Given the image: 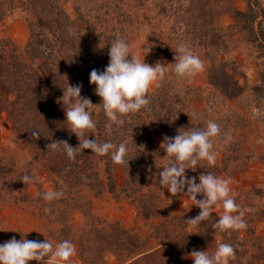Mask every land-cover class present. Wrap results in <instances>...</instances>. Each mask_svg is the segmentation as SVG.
I'll list each match as a JSON object with an SVG mask.
<instances>
[{
	"label": "trees",
	"instance_id": "obj_1",
	"mask_svg": "<svg viewBox=\"0 0 264 264\" xmlns=\"http://www.w3.org/2000/svg\"><path fill=\"white\" fill-rule=\"evenodd\" d=\"M236 1L0 0V27L16 13L29 29L28 41L21 48L0 36V105L13 132L12 150L0 149V206L36 203L33 213L45 228L43 233L9 228L0 215V243L12 237L19 240L22 235L29 240L49 239L53 244L68 239L86 264H105L109 253L118 264H184L193 249H208L211 254L225 242L235 248L230 264H254L253 258L264 261L262 246L257 255L240 249L245 239L238 238L239 230L230 236L213 228L219 217L210 216L214 221H202L190 231L192 226L186 220L200 209H176L177 199L184 194L172 195L159 184V172L168 159L161 147L163 137L177 135L181 127H206L211 119L221 129L214 138L216 164L198 162L185 170L188 177L198 178L203 172L242 175L256 152L264 150V135L258 129L264 121V83L253 87L248 95L237 79L238 66L231 56L235 33L244 35L243 46H260V40L264 41V7L259 0H244L241 9ZM223 14L232 17L234 26L222 22ZM151 16L157 23L146 35ZM142 36L144 45H151L149 53L156 56L155 60L167 61L168 74L150 88L149 105L124 117L122 125L106 127L108 119L102 106L94 108L97 126L89 133V139L98 143L126 142L131 149L129 165L114 164L110 154L98 156L91 149L78 151L74 160L63 151L47 150L53 140H66L73 147L79 144L64 122V110L58 103L61 88L67 81L70 85L81 83V95L99 105L101 98L89 83L90 71L105 68L109 44L118 37L139 56L136 41ZM179 42L186 43L204 62V70L197 76L204 74L208 88L197 85L195 77L183 80L172 72L170 63H174ZM145 62L152 65L154 59ZM261 76L264 82V67ZM229 101L234 104L230 106ZM252 106L260 109L262 117L252 114ZM33 130L41 136L33 137ZM226 137H230L227 142ZM119 170L123 174L120 183ZM26 173L35 177V197L27 190L28 183L21 180ZM47 182L63 195L45 201L42 194L51 190ZM251 188L264 195V185ZM86 191L89 195L84 194ZM106 193L115 201L124 197L143 219L154 221L150 235L146 231L142 236L122 220L99 213L104 207L97 200ZM258 219H264V205Z\"/></svg>",
	"mask_w": 264,
	"mask_h": 264
},
{
	"label": "clouds",
	"instance_id": "obj_2",
	"mask_svg": "<svg viewBox=\"0 0 264 264\" xmlns=\"http://www.w3.org/2000/svg\"><path fill=\"white\" fill-rule=\"evenodd\" d=\"M109 45V63L102 71L92 69L89 73V83L95 86L94 92L101 98L99 105H94L90 98L81 95V83L70 85L67 81V86L61 88L63 94L58 98V103L64 110V122L69 125L67 129L75 134L79 144L73 147L66 140H53L47 145V150L63 151L69 160H74L78 151L91 149L98 156L110 154L114 164L128 166L131 149L126 142L117 145L111 141L98 143L96 139H89V133L97 126L93 109L102 106L108 119L106 127L122 125L124 117L139 113L149 105V90L168 74L169 64L160 61L152 65L146 63L145 56L151 51L148 43L143 48L142 59L131 53V45L123 38L118 37ZM174 53V63L170 64L178 78L191 81L203 72L204 62L186 43H177ZM129 56L131 59H128ZM220 131V125L209 119L206 127H181L177 129V135H165L161 147L168 159L159 172V184L172 195H186L200 209L195 217L186 220L194 228H198L202 221L213 220L210 214L214 208L222 207L223 212L218 220H213L212 227L229 233L247 227L243 219L246 210L236 203V193L230 187L231 177L212 172H203L198 178L185 174L186 169L194 168L201 161L209 166L216 164L218 153L214 149V138L220 135ZM31 134L35 138L41 136L38 130H33ZM229 139L226 137L225 142ZM34 179L33 175L27 173L21 177L22 182L28 184L33 183ZM62 195L61 191L49 190L42 194V198L54 201ZM198 195L202 199H197ZM75 254V245L68 239L53 244L49 239L29 240L22 235L19 240L12 237L0 243V264H29L33 260L40 264H73ZM234 257V246L225 242L219 243L211 254L208 249H193L190 253L193 264H230Z\"/></svg>",
	"mask_w": 264,
	"mask_h": 264
},
{
	"label": "rangeland",
	"instance_id": "obj_3",
	"mask_svg": "<svg viewBox=\"0 0 264 264\" xmlns=\"http://www.w3.org/2000/svg\"><path fill=\"white\" fill-rule=\"evenodd\" d=\"M259 2L264 7V0H259ZM236 6L243 9L245 7V1L237 0ZM133 10V12H135V9ZM151 19L152 20L149 21L148 24H146V35L151 30L149 27L154 26L157 23L156 18H153L151 16ZM220 19L224 24L233 26L235 24V21L229 14H223ZM162 28L165 29L164 27ZM0 36L12 39V41L21 48L28 41L29 29L23 23L21 15L13 13L5 20L4 24L0 27ZM233 37L237 39L234 40L235 42L232 44L235 48L231 53L232 59L237 63L238 66L239 74L237 75V79L239 80L241 86L247 88V94L251 95V93H253V87L264 83L261 76L262 69L264 67V41L260 40L262 44H260V46L249 45L247 47L243 46L246 44L244 42V35L235 33ZM143 41V36L136 41V44L140 46L139 56L141 59L144 56L143 48L146 46L144 45L145 42ZM155 57V55L148 53L145 56V60L154 59L155 64L158 61L155 60ZM160 62L168 64L165 60H161ZM195 78V83L197 85H202V87L208 88V80L204 77L203 73L199 76L196 75ZM156 85L157 83L154 84L151 88L154 89ZM229 104L231 106L234 104V102L229 101ZM2 109L4 108L0 105V149L3 152H7L12 150L13 148V132L11 123L7 118L8 114L3 112ZM250 109L254 116L260 114V117H262V113H260L259 111L260 109L258 110L255 106H252ZM258 129L260 130V133L264 135V121L259 124ZM40 175H42L41 177L45 181L46 176L43 173H41ZM118 175V181L120 183L122 181V179L120 178L123 177L121 170L118 171ZM223 177H231L230 187L236 193V203L240 204L241 208L246 210L243 219H251V221H253L252 223L245 221L247 227L245 229L239 230L238 238L245 239V245L241 246L240 249L248 251L249 254L255 253L257 255L263 251L261 249V246L264 248V219L258 221V217L262 212V206L264 205V195L257 193V189H252L251 185H256V187L264 185V150H258L256 152L255 159L250 162L249 168L244 174L227 176L225 175ZM46 187L50 188L51 190L55 189L48 182L46 183ZM27 190L30 192L31 197H35L38 191V187L32 183L27 184ZM84 194H88V192L86 191L84 192ZM197 199H202V196L198 195ZM176 202V209L178 210L185 208L186 206H190L192 209L199 210L198 207L192 204V202L186 195H183V197H179ZM97 203L101 204L104 207V209L99 210V213H104V215L109 219L122 220L124 225L130 228H134L142 236L146 231V234L150 235V223L154 221H146L145 219H143L141 215L135 209H133V207H131L128 201L124 199V197H122L120 201H115L114 199H112L110 194L106 193L101 200H97ZM35 206L36 203H33L31 206L26 203L20 206H0V215H3V217L5 218V222L9 228H22L27 231H37L39 233H43L45 231L44 225L42 226V223L39 221L40 219L39 217H37V214L33 213V211L36 209ZM222 212V207H216L214 208V212L211 213L210 216L219 217ZM76 217L79 218L78 215H76ZM190 231L194 232L195 230L193 227H190ZM253 231L256 234L251 233ZM234 232L235 231H231L228 235L232 236L234 235ZM2 237L3 235L1 236V238ZM75 249L76 254L72 258L73 264H86L78 249L76 247ZM252 260L254 261V264H264V261L257 262L255 258H253ZM105 262V264H118L117 259L112 255V253L107 254ZM184 264H193V260L190 258V255L184 259Z\"/></svg>",
	"mask_w": 264,
	"mask_h": 264
}]
</instances>
